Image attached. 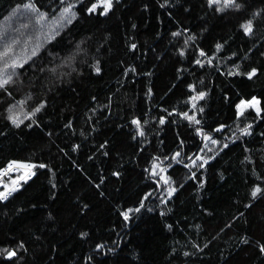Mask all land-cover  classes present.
I'll use <instances>...</instances> for the list:
<instances>
[{"label": "trees", "instance_id": "16d2710c", "mask_svg": "<svg viewBox=\"0 0 264 264\" xmlns=\"http://www.w3.org/2000/svg\"><path fill=\"white\" fill-rule=\"evenodd\" d=\"M68 2L76 4L70 24L60 20ZM94 2L0 0V51L13 48L6 59L39 45L0 90V168L47 165L0 201V248L24 245L0 264H264V0L223 12L207 0H113L106 15L87 11ZM27 3L46 19L38 23ZM16 42L24 47L15 51ZM236 65L241 74L229 75ZM252 97L260 115L237 118L236 105ZM13 106L19 127L7 119ZM197 155L196 166H184ZM154 162L169 185L151 174ZM169 187L177 189L170 197Z\"/></svg>", "mask_w": 264, "mask_h": 264}, {"label": "snow or ice", "instance_id": "6c2138e0", "mask_svg": "<svg viewBox=\"0 0 264 264\" xmlns=\"http://www.w3.org/2000/svg\"><path fill=\"white\" fill-rule=\"evenodd\" d=\"M65 2H66V0H60V3L62 5L65 4ZM207 2H208V6L210 8H212L213 6H216L215 10L217 12H223L228 8H234V9L239 10L242 7V5L238 2V0H207ZM165 3H167V0H165ZM163 6L164 5H161V7H163ZM23 7L39 13V10L32 3H27V4L23 5ZM75 7H76L75 3L68 2L66 4V6H64L62 8V11L60 14V20L61 21L66 20V22L70 24L72 22V20L75 19V17H76V12L74 11ZM112 7H113V0H96V2L91 4V6L87 9V11L89 13H96L98 9H102V11L99 14L100 15H106L112 9ZM259 14L260 13H254V16H257ZM45 19H46V14L39 13L37 22L39 23L40 21H43ZM241 28H242L243 32L245 33V35H251L253 33V21L251 19L247 20L245 23L241 24ZM173 35H180V33H173ZM131 47L133 49H135L136 45L133 44ZM222 47H223V45L218 43L216 45V50L220 51V49ZM38 48H39V45H37L35 48H33V50L31 51V55L24 56V57L12 55L10 59H6V58L10 57V54L13 52L12 45H7L6 47H4L3 51H0V61H3L2 65H0V90H4V91L7 90V86L14 82L13 77L17 75L15 70L17 68H23L24 64L28 63V61L31 60L32 57H35L38 54L37 53ZM25 51H27V50L25 49ZM180 54L184 55L183 51H181ZM199 55L201 57H206L207 54L203 50H201ZM195 63L198 65H201V67H203V64H202L200 59H197L195 61ZM208 63L209 64L212 63L211 58H208ZM239 67H240L239 65H236L235 70L230 71L229 75H240L241 73L239 72ZM9 69H12V71L9 72ZM96 71L97 72L100 71L98 66L96 67ZM132 71H135V69H132ZM256 74H257V70L255 68H253L250 72L246 73V75L249 79L254 77ZM189 87L192 88L193 91H195L193 86L190 85ZM150 91L151 90H149V92ZM9 95H10V93H9ZM205 95L206 94L204 92H199L197 95L192 96L191 97V101L193 102L192 107L196 108L195 101L203 99ZM29 99H31V97H29ZM18 103L23 105L25 103V101H19ZM259 104H260V101L257 100L256 97H252L249 100L241 99L240 102L236 105L237 118L243 117L245 112L248 109H254L256 111L257 115H260L261 109L259 107ZM14 107L15 106L10 107L8 109L9 115H8L7 119L12 124H14L16 127H19L22 123H24V119L31 120L32 117H34L36 115V113H39L45 107V104L41 103L39 106L35 107L31 112L25 113L24 119H20L19 115H17V113L13 111ZM199 111L203 112V108H200ZM169 115H171V113H169ZM181 115L185 119H187L190 123H194L197 125L200 124V120L196 119L195 114L189 115L187 112H184ZM159 122L161 124H163L165 122L164 118L162 117ZM33 123H35V121H33ZM132 123L137 126L138 135L144 136L145 133L143 130H141L140 121L139 120H133ZM30 126L31 125H29V127ZM68 126L70 127V124ZM223 127L224 126L222 125L220 128H217L214 131L220 132L223 130ZM250 128H251V125H248L247 127L240 129L241 134L242 135H250V132H249ZM197 133L202 134L203 139L206 142H210L212 145H215L218 143V141L216 139H213V137L210 134H203L202 129H197ZM224 147H227V144H225ZM204 149L211 151V148H209L208 143H205ZM204 149H201V151H204ZM180 155H181L180 152H176L173 155L172 159L176 160L177 163H179L180 161L177 160V157H179ZM157 159H159V158H157ZM165 159H168V158L165 157ZM188 159L191 160V165L185 164L184 166L190 168V167L196 166V161L201 160L202 157L197 155L195 158L189 157ZM203 163L206 164L207 160H204ZM202 166H203V164L200 165V167H202ZM36 167L45 168V167H47V165H44V164H39V165L20 164V163L13 161V162H10L8 164L7 168L0 171V176H5L10 171H13V170H17V171L20 169L28 170L24 174L18 176L16 179L11 180V186H9L8 184H5L3 186L4 191H0V201L7 200L12 193L16 192L18 190L19 185H20V181H24L26 183L28 179H31V176L35 175V172H32L31 169L36 168ZM152 169H153V171L151 174L154 176L159 175V173L156 172L155 169H159V172H161V173L166 171L165 168H161L160 164L155 163V162L152 164ZM191 178H193V179L195 178V173L192 174ZM160 180L163 181V183L166 185H169L171 183L170 178L163 176V175L160 176ZM175 191H177V189L175 187H169L168 188L169 197ZM261 192H262L261 187L256 186L253 188L251 195L253 198H255ZM149 195H151V194H149ZM146 198L147 197H145V199ZM141 207H143V203H141ZM139 210H140L139 208H136L134 210L129 209L128 211L123 213L124 219L127 220L129 218V212H132V211L138 212ZM82 235H87V234L83 233ZM244 242L246 243L247 241L245 240ZM206 246L207 245H205V247ZM23 247H24V245L22 243H20L17 246V248H15V249H10L7 247L0 248V256H3L4 259L11 261L17 257L19 250L22 249ZM98 247L102 248L103 245H98ZM260 251L262 253H264V245H260ZM185 255H188V253H185Z\"/></svg>", "mask_w": 264, "mask_h": 264}, {"label": "built area", "instance_id": "2783aa9c", "mask_svg": "<svg viewBox=\"0 0 264 264\" xmlns=\"http://www.w3.org/2000/svg\"><path fill=\"white\" fill-rule=\"evenodd\" d=\"M10 162H13V161H9L7 162L5 165H3L1 168H0V171H2L3 169L7 168L8 164ZM18 163V162H17ZM20 164H30V163H20ZM26 171V169H20V170H13V171H10L7 175L5 176H0V191H4V185L5 184H8L9 186H11V180L13 179H16L18 176L24 174ZM31 171L33 172V170L31 169ZM34 176V175H33ZM31 176V178L33 177ZM24 182V181H20V184ZM20 186V185H19Z\"/></svg>", "mask_w": 264, "mask_h": 264}, {"label": "rangeland", "instance_id": "374dc122", "mask_svg": "<svg viewBox=\"0 0 264 264\" xmlns=\"http://www.w3.org/2000/svg\"><path fill=\"white\" fill-rule=\"evenodd\" d=\"M100 11H102V9H100ZM28 18H30V15L29 16H27ZM37 19V18H36ZM37 21V20H36ZM39 30V29H38ZM24 46H23V44L22 43H20V42H16L15 43V46H14V48H15V51H18V50H20L21 48H23ZM257 98V97H256ZM257 100H258V98H257ZM156 163V162H155ZM159 164V163H158ZM190 165H191V160H190ZM161 167V166H160ZM162 168V167H161ZM153 171V169H152V167H151V172ZM155 171L156 172H158L159 173V175H156V176H161V175H163V172L161 173V172H159V169H155ZM164 176V175H163Z\"/></svg>", "mask_w": 264, "mask_h": 264}]
</instances>
